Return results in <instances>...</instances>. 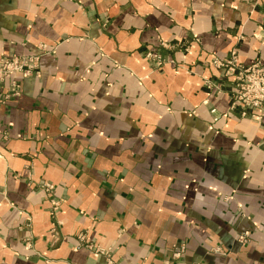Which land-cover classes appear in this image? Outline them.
Listing matches in <instances>:
<instances>
[{
    "label": "crops",
    "instance_id": "1",
    "mask_svg": "<svg viewBox=\"0 0 264 264\" xmlns=\"http://www.w3.org/2000/svg\"><path fill=\"white\" fill-rule=\"evenodd\" d=\"M161 41L189 49L155 69ZM232 50L264 62V0H0V58L40 72L0 81V264H104L79 232L121 264H264V126L210 65Z\"/></svg>",
    "mask_w": 264,
    "mask_h": 264
},
{
    "label": "built area",
    "instance_id": "2",
    "mask_svg": "<svg viewBox=\"0 0 264 264\" xmlns=\"http://www.w3.org/2000/svg\"><path fill=\"white\" fill-rule=\"evenodd\" d=\"M157 47L167 49H179L187 51L189 46L185 43H168L159 42ZM145 57L151 62L160 59V55L157 50H150L145 52ZM156 62H154L155 64ZM38 55H8L0 58V81L9 78L10 88L7 96H17L20 94V83L16 79V74L22 76L30 75V72L34 69H38ZM157 64V63H156ZM210 65L216 69H221L224 76L232 78V89L229 93V105L227 111L238 110V113L243 118H249L258 122L261 126H264V62L256 60L250 64L241 63L234 50L225 58L212 57ZM203 86L207 91L214 89L216 92L221 91L220 84L211 78L203 79ZM212 119L216 120L218 117L224 115L217 113L215 108H210ZM42 187L47 194L51 195L52 186L49 182H42ZM50 202V214L58 210L61 203L60 198L49 197ZM56 221H51V225L55 226ZM54 230V228H52ZM81 242L76 246H84L92 251L95 256H104L105 264H121L119 260H114L108 250L102 247L95 246L94 244L83 239V236L79 234ZM236 240L245 244L249 240V232H243L237 235ZM84 241V242H83ZM86 241V242H85ZM185 251L184 244L175 246L172 255L174 258H179ZM218 251V249H215Z\"/></svg>",
    "mask_w": 264,
    "mask_h": 264
},
{
    "label": "rangeland",
    "instance_id": "3",
    "mask_svg": "<svg viewBox=\"0 0 264 264\" xmlns=\"http://www.w3.org/2000/svg\"><path fill=\"white\" fill-rule=\"evenodd\" d=\"M40 50H42V51H45V48H43V47H40L39 48ZM163 49H167V48H161V47H155L154 48V50H157L158 51V53H159V55H160V59L159 60H157V61H154V62H156L155 64H154V62L152 61L151 62V64H152V66H153V68H155V69H158V68H160V66L164 63L163 61H164V58H163V54H162V51H163ZM13 55H15V54H13ZM34 55H37V54H34ZM39 55V54H38ZM36 65H38V64H36ZM39 70L37 69V68H34L31 72H30V75H27V76H22V75H20V74H16V75H19V76H21V77H26V78H32V77H36V76H38L39 75ZM9 79V78H8ZM16 81H17V78L15 79ZM3 81V80H2ZM20 83V82H19ZM10 79H9V84H8V89H7V92H9V88H10ZM20 87H21V85H20ZM5 97H9V96H7V95H5ZM57 225V224H56ZM55 225V226H56ZM50 226H52V225H50ZM55 226H52L51 227V230H52V228H55ZM52 232V231H51ZM54 232V231H53ZM243 232H249V231H247V230H243V231H240V232H238V233H236L235 234V237H234V239H235V241L238 243V244H240V245H243V244H241V243H239L237 240H236V238H237V235L238 234H241V233H243ZM79 234H81L82 236H83V239L85 238V240L87 241V243L88 242H90V243H92L91 241H88L87 239H86V237H85V232H79L78 234H77V239H78V244L81 242V240L79 239ZM85 241V242H86ZM84 242V241H83ZM77 244V245H78ZM92 244H94V243H92ZM181 245V244H184V246H185V243L183 242V241H178V242H175V243H173V244H171V248H170V250H171V256L174 258V256L172 255V251H173V249H174V247L175 246H178V245ZM95 246H98V245H96V244H94ZM83 246V245H82ZM100 247V246H99ZM103 248V247H102ZM105 250H108V252H109V254H110V256L114 259V260H117V259H115L114 257H113V254H112V249H110V248H104ZM215 249H218V251H215ZM221 248L219 247V246H215V247H211V248H209L208 250L209 251H211V252H220V253H222V251L220 250ZM92 252V251H91ZM93 254V253H92ZM183 254V253H182ZM95 256V255H94ZM95 257H103L104 258V262H105V257L104 256H95ZM105 264V263H104Z\"/></svg>",
    "mask_w": 264,
    "mask_h": 264
}]
</instances>
